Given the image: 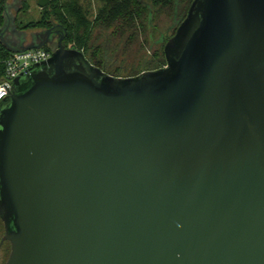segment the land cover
Listing matches in <instances>:
<instances>
[{"label":"water","instance_id":"1","mask_svg":"<svg viewBox=\"0 0 264 264\" xmlns=\"http://www.w3.org/2000/svg\"><path fill=\"white\" fill-rule=\"evenodd\" d=\"M6 24L62 34L0 104L6 264H264V0H193L130 78Z\"/></svg>","mask_w":264,"mask_h":264},{"label":"trees","instance_id":"2","mask_svg":"<svg viewBox=\"0 0 264 264\" xmlns=\"http://www.w3.org/2000/svg\"><path fill=\"white\" fill-rule=\"evenodd\" d=\"M85 1L50 0L49 5L44 8L43 17L37 23L25 26L21 31L44 32L55 25L61 26L67 32L64 40L66 48L82 52L91 64L107 74L113 77L126 74L125 78L136 77L143 72L167 66L165 44L155 46L154 34L158 30L155 20L160 16L170 20L172 24L179 21L180 25L187 16L185 12L193 2V0H99L100 5L94 12L90 5L84 4ZM150 8L153 10L151 27ZM5 24V12L1 10L0 30ZM175 33L176 30L173 34ZM0 44L2 56L7 58L10 51L1 42ZM45 49L54 52L51 47ZM3 75L4 66L0 65V80ZM3 226L0 220V236Z\"/></svg>","mask_w":264,"mask_h":264},{"label":"built area","instance_id":"3","mask_svg":"<svg viewBox=\"0 0 264 264\" xmlns=\"http://www.w3.org/2000/svg\"><path fill=\"white\" fill-rule=\"evenodd\" d=\"M4 1L0 0V11ZM0 44V65L4 66V75L0 80V104L10 96L14 81L36 64L49 60L54 52L45 48L25 52H10L7 58L2 56Z\"/></svg>","mask_w":264,"mask_h":264},{"label":"rangeland","instance_id":"4","mask_svg":"<svg viewBox=\"0 0 264 264\" xmlns=\"http://www.w3.org/2000/svg\"><path fill=\"white\" fill-rule=\"evenodd\" d=\"M9 7L8 13L11 18H17V25L20 30L24 29L25 26H28L32 23H37L42 17L44 9L40 8L37 4L38 0H6ZM85 5H90L94 12L99 7V0H86ZM5 7L2 6V10L5 12ZM155 25L158 27V30L168 28L172 25L170 20H167L165 17H157L155 20ZM157 33L154 34L156 39ZM51 49L55 52L57 47L52 46ZM1 59V57H0ZM126 74H122L121 78H125ZM5 235V230L3 226V232L0 236V242ZM3 251V250H2ZM11 253L10 245L7 243L4 248V261L2 264H6ZM3 254V253H2Z\"/></svg>","mask_w":264,"mask_h":264},{"label":"flooded vegetation","instance_id":"5","mask_svg":"<svg viewBox=\"0 0 264 264\" xmlns=\"http://www.w3.org/2000/svg\"><path fill=\"white\" fill-rule=\"evenodd\" d=\"M4 7L6 9H9L6 0H4ZM187 13H188V10L185 12V15H187ZM6 22H7V24H6V28L4 30V32H5L4 36L7 39V41L9 42V44H11L14 47L21 48V47H24V46H27L30 44H41L43 42V40L45 39V32L47 30L44 32H24V31H21L17 26L16 17H13V18L9 17V19H7ZM178 26H179V21H177L176 23H173L168 28H165L162 30H157L158 35L156 37L155 46H160L161 43L166 44V42L174 36L173 33L175 30L177 31ZM57 32L58 33L56 35L52 36V41H51L52 43L48 44L46 47H52V46L57 47L58 41L62 36V34L59 32V30H57ZM171 34H173V36H171ZM6 244L7 243H4L0 247V264H2L4 261V259H3L4 258V248H5Z\"/></svg>","mask_w":264,"mask_h":264}]
</instances>
